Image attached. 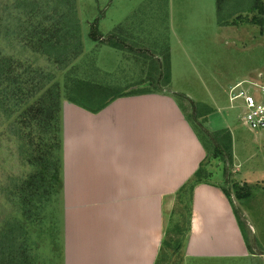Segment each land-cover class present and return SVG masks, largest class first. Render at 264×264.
I'll return each mask as SVG.
<instances>
[{"label":"rangeland","instance_id":"1","mask_svg":"<svg viewBox=\"0 0 264 264\" xmlns=\"http://www.w3.org/2000/svg\"><path fill=\"white\" fill-rule=\"evenodd\" d=\"M7 1L10 8L4 7ZM41 2L43 12L52 10L53 2ZM16 4V0H0V55H13L16 61L29 62L33 67L43 68L45 73L55 71L56 65L52 60L40 54L35 55L30 47L17 37L18 26H23L25 19L23 11L16 8ZM220 6L222 14L219 13ZM76 7L82 24L84 53L74 65L61 71L62 75H58L61 84L67 83L70 87L75 78L86 77L113 85L127 93L133 90L135 83L146 79L147 74L152 71L151 59L144 57V53L153 55V60L160 67L161 54L169 49L170 79H162L158 70L155 72L156 80L144 88L151 89L154 93L176 97L180 106L185 108L190 122L205 136H200L201 142L211 149L203 164L206 166L208 177L206 182L199 184H210L221 191L228 190L231 194V204L235 207L237 216L241 218L239 225L247 243L243 246L224 236L223 229L215 228L214 224L217 232L212 230V234L216 237L209 234L211 237H205L211 238L206 240L207 243H190V210L193 205L188 209L185 201L177 198V191L185 181L175 192L170 191L167 198H164V202L170 203L172 200V205L168 207L167 203L165 211L160 213L161 216L163 214V223L160 216L156 219L149 213L148 230L153 243L149 244L148 264H264V129L252 131L244 126L241 122V111L231 108L228 98L229 86L238 81L259 80L264 84V0H76ZM98 18V30L101 32L98 35L99 42H96L89 37V31ZM8 28L12 29L14 34L6 31ZM112 33L119 34L126 40L124 44L128 50L135 49L140 53L135 55L100 43V40H107ZM67 71L70 74L64 77ZM63 100L64 108L70 106L68 109H72L75 105L67 98ZM64 116L62 112L59 133L62 142L60 156L63 192L53 197L57 204H47V212L50 213V219L52 216L53 219L45 228H31L30 238L33 242L42 244L41 262L45 264L60 262L58 254L52 252L51 242L54 236L51 226L60 232L56 237H61L62 264H65L64 180L66 167L69 165L66 163L68 148L65 147L64 128L67 125L68 131L78 136L77 131H81L79 123H82L84 134L89 138L94 134L92 118L88 117L83 123L80 121V115L69 114L65 116L66 121ZM1 121L2 114L0 123ZM73 122L77 126L74 127ZM128 126L129 129H135V124L130 121ZM1 127L2 125L0 237L4 231L3 226L11 217L22 218L18 196L10 195L5 188L12 186L13 180L16 181L19 176L26 177L34 171L31 165L22 163L17 153L18 144L8 134H1ZM220 129L231 131L232 162L213 156L214 144L206 132ZM70 148L69 153L74 162L69 168L74 167L75 160L82 162L84 167L85 161L92 158H89V153L81 150L76 140L71 142ZM85 170L87 172V169ZM89 174L91 177V172ZM238 189L244 190L246 197L238 198ZM185 195L188 200V192ZM174 212L177 215L176 223H184L185 227L191 213L190 232L185 234L186 236L183 235V246L177 250L163 244L165 238H171L173 235L167 231Z\"/></svg>","mask_w":264,"mask_h":264},{"label":"crops","instance_id":"2","mask_svg":"<svg viewBox=\"0 0 264 264\" xmlns=\"http://www.w3.org/2000/svg\"><path fill=\"white\" fill-rule=\"evenodd\" d=\"M68 108L63 107L66 117L80 115L83 123L92 118L94 134L89 138L79 123L76 136L64 123L66 163L74 162L69 152L75 140L92 157L84 167L76 160L73 168L66 167L65 264H148L153 243L149 213L163 223L160 213L169 202L164 198L207 157L196 128L177 98L165 93L120 97L96 114L76 105ZM129 121L135 129H129ZM213 224L235 244L246 243L224 191L199 184L193 193L190 243H207L212 230L217 232Z\"/></svg>","mask_w":264,"mask_h":264},{"label":"trees","instance_id":"3","mask_svg":"<svg viewBox=\"0 0 264 264\" xmlns=\"http://www.w3.org/2000/svg\"><path fill=\"white\" fill-rule=\"evenodd\" d=\"M48 1L54 3L53 8L43 12L44 7L41 0H16V8L23 11L25 19L23 26H18L17 37L27 47H30L35 55L40 54L52 60L56 65V73L55 71L45 73L43 68L33 67L29 62L16 61L13 55H0L1 134H8L10 138L15 139L18 144L19 159L23 164H29L34 169L33 173L26 177L19 176V179L13 180L12 186L5 188L10 192V195L18 196L22 218L11 217L3 226L4 231L0 237V264H45L41 262L43 261L42 244L33 242L30 237L32 227L45 228L46 224L53 219V216L50 219V213L47 212V204H54L53 197L61 193L63 188L60 156L62 142L59 134L63 99L67 98L75 105L91 112H99L120 97L152 93L151 89L148 90L144 87L156 80V71L160 70L161 78L166 81L171 76L170 51L166 49L161 54L162 65L160 67L153 60V55L148 56L144 53V57L151 59L153 66L151 69L153 71L155 68V71H153L154 73L149 72L146 79L135 83L130 92L125 93L113 85L96 82L86 77L75 78L70 87L67 83L61 84L58 75H62L61 71L74 65V62L84 53L82 24L76 0ZM4 7L10 8L9 1L5 3ZM14 7L15 5H13ZM50 12L53 14H49ZM221 12L220 6L219 13ZM98 20L99 18L93 22L89 31V37L96 42H99L98 35L101 32L98 30ZM6 31L14 34L12 29L8 28ZM124 42L126 43V40L121 35L114 33L110 34L107 40H100L101 44L115 49L129 51L135 55L140 53L135 49L128 50ZM68 74H70L69 71L63 76ZM206 133L214 144L213 156L223 157L232 162L233 139L231 131L220 129ZM197 134L202 140L200 136L204 135L199 131ZM203 145L208 155L211 150L210 146H206L204 143ZM204 161L194 175L177 191L178 200H184L188 209L193 205L195 187L199 183L206 182L208 177L206 166L203 165ZM223 191L231 201L230 192L225 189ZM187 192L189 204L185 197ZM243 193H245L244 190L238 189V198L246 197ZM248 194L249 192L246 195ZM56 202L55 204H57ZM233 210L238 223L241 224V218L237 216L234 206ZM190 211L192 212V210ZM176 217L174 212L169 221L167 233H172V237L163 240L165 247L174 250L183 246V235L190 232L191 213L186 227L184 223H176ZM51 227L54 236L51 242L52 252L58 254L59 264H62L61 237H56L60 232L56 231V227ZM180 236L182 237L180 238Z\"/></svg>","mask_w":264,"mask_h":264},{"label":"built area","instance_id":"4","mask_svg":"<svg viewBox=\"0 0 264 264\" xmlns=\"http://www.w3.org/2000/svg\"><path fill=\"white\" fill-rule=\"evenodd\" d=\"M230 107L241 111V122L252 131L264 129V84L242 80L228 89Z\"/></svg>","mask_w":264,"mask_h":264}]
</instances>
